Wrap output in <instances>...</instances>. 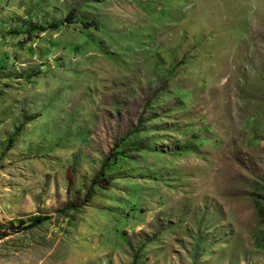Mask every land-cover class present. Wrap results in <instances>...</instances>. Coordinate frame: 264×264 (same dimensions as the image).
<instances>
[{
	"label": "rangeland",
	"instance_id": "obj_1",
	"mask_svg": "<svg viewBox=\"0 0 264 264\" xmlns=\"http://www.w3.org/2000/svg\"><path fill=\"white\" fill-rule=\"evenodd\" d=\"M254 202L264 0H0V264H264Z\"/></svg>",
	"mask_w": 264,
	"mask_h": 264
},
{
	"label": "trees",
	"instance_id": "obj_2",
	"mask_svg": "<svg viewBox=\"0 0 264 264\" xmlns=\"http://www.w3.org/2000/svg\"><path fill=\"white\" fill-rule=\"evenodd\" d=\"M86 25H87V26H92L93 24H86ZM49 27L53 28V27H55V25H54V24H53V25H49V26H47L46 28H49ZM39 29H40V30H45L44 27H39ZM254 205H255V209H256L258 215L264 217V210H262V208H261L260 206H258V204L255 203V202H254ZM263 239H264V238H263ZM263 242H264V240H263Z\"/></svg>",
	"mask_w": 264,
	"mask_h": 264
}]
</instances>
